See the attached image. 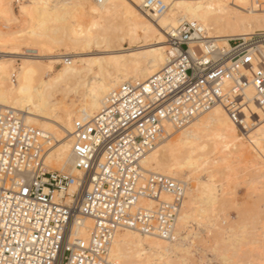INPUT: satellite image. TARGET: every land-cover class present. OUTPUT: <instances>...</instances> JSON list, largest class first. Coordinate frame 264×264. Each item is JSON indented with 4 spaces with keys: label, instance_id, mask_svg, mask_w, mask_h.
<instances>
[{
    "label": "built area",
    "instance_id": "1",
    "mask_svg": "<svg viewBox=\"0 0 264 264\" xmlns=\"http://www.w3.org/2000/svg\"><path fill=\"white\" fill-rule=\"evenodd\" d=\"M140 1L147 15L168 8ZM205 37L183 22L169 38L171 63L144 83L119 86L90 122L74 123L73 171L46 166L52 139L0 111V264H118L110 250L119 231L175 239L188 183L145 170L144 158L169 127L181 130L216 107L239 126L251 102L264 107V33L222 49ZM86 219L93 228L82 238Z\"/></svg>",
    "mask_w": 264,
    "mask_h": 264
},
{
    "label": "bare ground",
    "instance_id": "2",
    "mask_svg": "<svg viewBox=\"0 0 264 264\" xmlns=\"http://www.w3.org/2000/svg\"><path fill=\"white\" fill-rule=\"evenodd\" d=\"M14 1L0 0V20L7 27L17 22ZM18 1L26 28L16 33L0 28V111H15L27 125L42 130L52 139L46 166L54 170L73 171L76 121L90 122L119 86L144 83L172 62L175 50L163 45L167 43L166 35L169 40L183 22L197 23L205 38L218 49H222L219 44L229 47L231 39L248 41L264 31V8L258 0H162L168 7L162 15L145 14L140 0ZM118 13L124 18V28L118 27L121 32L103 25L104 19ZM125 43L132 45L131 49H126ZM204 43L200 42L202 48ZM28 48L35 49L37 54L27 55ZM59 48L72 53H56ZM96 50L101 51L94 53ZM260 52L264 58V46ZM16 60H21L19 67L14 65ZM54 65L62 66L55 70ZM252 98L250 91L248 99ZM250 109L253 115H258L257 121L260 118L263 121L264 107L251 102ZM251 117L247 114L240 127L221 107H216L181 130L168 128V137L144 158L142 166L179 181L186 178V171L193 177L194 186L188 185L175 239L119 231L110 250L113 261L170 264L179 253L189 252L192 243L185 241L193 242L200 237V232L190 231L193 225L206 226L212 221L211 214L218 209L217 205L226 204L220 198V194L224 195L222 189L213 180L197 176L210 165L208 156L219 153L229 160L232 153L239 158L252 149L256 153L253 158L264 160V122L260 120L263 126L257 125L255 131L252 128L251 134L247 122ZM177 132L180 133L176 136ZM92 228L93 222L86 219L77 233L88 238ZM184 230L190 231L185 237Z\"/></svg>",
    "mask_w": 264,
    "mask_h": 264
},
{
    "label": "rangeland",
    "instance_id": "3",
    "mask_svg": "<svg viewBox=\"0 0 264 264\" xmlns=\"http://www.w3.org/2000/svg\"><path fill=\"white\" fill-rule=\"evenodd\" d=\"M258 1L261 8H264V0ZM20 4L21 2L18 0L13 3V11L17 16V22L7 27L0 20L1 29L12 33L15 31L16 33L26 28L24 18L20 14ZM123 21L124 18L118 13L114 17L104 19L103 25L112 26L113 29L117 28L116 32H119L121 30L118 28L119 26L124 28ZM262 33L264 31H259L257 34ZM166 37L167 43L163 46L170 48L168 35ZM124 46L126 49H131L132 47L129 43H125ZM219 46H222V48L226 47L223 44H219ZM25 51L27 55L37 54V51L32 48H28ZM66 51H69L68 54L72 53L71 50L66 49ZM66 51L64 48H59L56 53L67 54ZM99 51L101 50H96L94 53H99ZM67 59H70V57H67ZM20 64L21 60L14 62L16 67H19ZM62 65H54L55 70L60 69ZM71 99L73 100L74 98L72 97ZM75 112H77L76 109ZM249 115L250 117L252 116V120L248 119L247 121L251 126L250 133L253 130L255 131L258 126H263L264 116L262 114L263 121L262 118L257 121L259 118L257 114V116L253 115L251 111ZM255 119L256 121H254ZM76 120L78 119L74 121ZM260 120L262 121L261 123H259ZM252 128L254 129L252 130ZM178 133L180 132H177L176 136L179 135ZM247 150V154L245 153L244 157L239 156V158L238 155L231 154V151L226 150L227 153L230 152L231 154H229V160H224L219 153V155L214 153L215 155L208 156L211 160L210 165H206V168H203L197 176L213 180L215 186L218 189H222L221 192L224 195L220 194V198L226 204L223 206L222 204L221 206L220 204L217 205L218 211L216 210L212 213L214 218L211 214L212 223L209 222V225L206 221V226L199 227L192 224L193 228L190 231L200 232V237L194 239L193 242L185 241L187 244L192 243L189 252L179 253L178 257L172 258V263L170 262V264H264V160L253 158L256 155L255 151L252 149ZM252 160L256 163L251 162ZM186 173V178L182 180L188 182L189 188H193L194 184L191 182L193 177L191 176L190 178V174L187 171ZM190 231L184 230L182 236L185 237L186 233Z\"/></svg>",
    "mask_w": 264,
    "mask_h": 264
}]
</instances>
